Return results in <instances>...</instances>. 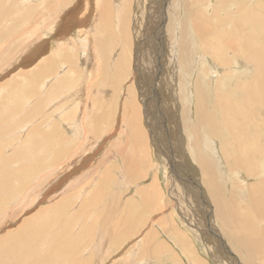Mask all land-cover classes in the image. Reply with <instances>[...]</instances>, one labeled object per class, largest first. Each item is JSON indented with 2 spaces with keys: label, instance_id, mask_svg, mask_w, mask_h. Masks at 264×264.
Listing matches in <instances>:
<instances>
[{
  "label": "rangeland",
  "instance_id": "374dc122",
  "mask_svg": "<svg viewBox=\"0 0 264 264\" xmlns=\"http://www.w3.org/2000/svg\"><path fill=\"white\" fill-rule=\"evenodd\" d=\"M8 1L0 0V3L9 6L11 2ZM40 1L43 0H17L18 6L12 5L11 12L19 19L10 22L18 25L17 30L9 38L0 39V264H240L236 256L225 253L218 238L211 233L216 227L212 219L211 226L205 227V214L212 211L196 195L194 189L201 187L186 179L203 186L199 174L184 163V158L181 159L183 153L175 158L177 161L172 159L171 147L176 136L171 137L167 113L162 108L159 112L155 108L150 110L157 90L151 62L165 56L166 40L172 42L165 37V29L159 28L162 24L166 27L164 25L168 21L164 10L167 0H108L111 1L109 20L105 22L108 29L97 24L96 10L103 0H83V11L79 9L78 14L89 11L91 15H88L89 21L85 26L89 31L87 38L95 43L94 38L99 37L97 45L90 41L86 46L71 21L67 35L62 39L54 37L55 30H59V16L67 9L70 11L77 0H65L64 4L54 0L57 1V12ZM175 1L180 8L178 19H181L185 0H169V3ZM190 1L193 0L186 3ZM197 1H202L205 6L203 11L199 10L204 18H211L212 14L228 15L229 7L225 0ZM118 4L122 6V18L116 16ZM26 8L31 16L23 20L26 25H22L18 21L22 22ZM3 19L0 17V21ZM8 20L6 18L2 22L3 29L9 24ZM27 32H33L32 39L26 36ZM123 34L128 35L129 46L124 48L128 54H124L127 56L126 69L120 67L118 72L114 64L122 58L119 43L123 41ZM5 40L12 44L4 43ZM38 41L47 43L46 51L36 60L32 59L29 66L21 65L20 60L27 56V53L23 56L24 50L26 52L29 48L26 45ZM8 44L13 48H6ZM71 45H74V52ZM83 46L86 48L82 51ZM99 50L101 53L107 51L103 61ZM69 52L73 66H68L64 60ZM259 54H264V40ZM136 57H139L138 63L135 62ZM144 61L150 64L146 65ZM144 64L147 68L145 79H151L153 93L147 83L138 84L140 77L136 75L138 71H144ZM39 66H42L41 71L35 74ZM244 66L237 64L235 69ZM110 74L113 77H108ZM31 85L36 88L31 90L32 93L29 91ZM104 91L108 94L106 98ZM128 92H131L132 100L140 111L141 123L137 116L140 145L131 143L126 137L123 109ZM159 94H162L161 89ZM207 95L214 98L212 86ZM34 103L41 106L40 116L48 113L43 119L45 123L50 125L52 121H60L58 134L61 139L69 137L68 142L60 147L66 152L59 157V170L49 175H43L45 170L41 164L53 169L55 166L52 161L50 164L45 160L40 162V147L34 144L47 145L40 142L44 124L43 128L28 136L33 125L27 124L25 116H34L32 112L29 114ZM147 112L151 116L145 115ZM224 112L220 111L219 117ZM32 120L36 121L35 117L29 121L33 124ZM75 120H79L77 127L73 125ZM237 152L233 150V153ZM124 157L130 160V165L124 164ZM255 157L258 159V155ZM258 160L261 161L260 158ZM35 166L40 172L31 171ZM242 172L243 176L252 178L246 179L248 186L256 180L261 182L258 174ZM21 224L23 232L18 234ZM133 226L135 233L126 230ZM182 242L189 250L183 248ZM230 249L234 251L231 245ZM252 251L255 260L263 258L262 253Z\"/></svg>",
  "mask_w": 264,
  "mask_h": 264
},
{
  "label": "bare ground",
  "instance_id": "6f19581e",
  "mask_svg": "<svg viewBox=\"0 0 264 264\" xmlns=\"http://www.w3.org/2000/svg\"><path fill=\"white\" fill-rule=\"evenodd\" d=\"M58 1H63L62 4H64L65 2V0H58ZM225 1L227 7H229V12L227 16L221 17L219 15L212 14L211 18H207V17L204 18L203 14L199 13V10L203 11L205 7L202 1L193 0L186 3L187 0H185V5L183 8L185 9V12L181 14L182 15L181 19H178V12L180 10V8L177 6L178 2L175 1L173 4H176V6H174L173 4L169 3V0H167L166 1L167 5L164 8V10L166 9V12L165 11L164 12L166 13V16H168V21L167 23L164 21V23H166V25L164 26L166 27H163L162 24L159 26V28L162 27L165 29L164 31L165 37L168 39H172V42L169 43L166 40L165 41L166 45L164 50L165 56H161L159 57L158 60L151 62V66H153L152 67L154 72L153 76L155 78L157 90L154 92V86H152L153 83L151 79L150 81H147L145 79L146 71H147L146 65L150 64V62L146 63L144 61L146 63V65L144 64L143 66V68H145L143 69L144 71L143 72L138 71L136 75L137 78L140 77L139 83L137 82L139 86L140 84L143 85L144 83L145 84L147 83L150 86V88H152L151 89L152 93L154 92L155 94L154 96L155 101H153L152 99L150 110L154 111L155 108L156 111L159 112V109L162 108V110L165 111L164 113L165 114L167 113L168 115L167 121L170 125V130H171L169 131L170 133L172 132L171 137L174 138L176 136V138L174 139V143L172 144L171 142L172 144L171 148L173 154L172 159H174L173 161H177L176 159L179 158L178 155L183 153L181 155L183 157L180 158L181 159L184 158L183 159L184 163L186 162L187 165L190 167V169L196 171L195 174L196 173L199 174V180L204 187L199 185L201 188L199 189L194 187L195 188L194 190H196V195H199V197L200 195H202V198L204 199L203 201L207 203V205L210 207V210L212 211V214L209 213L211 214L210 215L211 218L210 219L208 218V221H210L209 224L211 225V219H212L213 223L216 222V225L219 226L220 229L223 228L221 227L223 223L225 225L230 224V226H234L235 224L241 225L242 223H244L243 220H245V216H246L244 213L245 211L244 206L241 203H239L238 200L233 195L231 196L229 195L231 193L234 194L235 190L238 188V185L244 186L245 184H247V180L250 177L243 176L242 170L245 171V173L247 172L248 175L251 172H252L251 174H258L257 177L260 178L261 180V182L257 180L253 182L254 184L248 186V189L251 193V196L249 194V197H251L253 210L255 211L252 214L253 215L252 218L253 219L255 218L256 221V217L258 218L259 215V218L262 221L264 220V115H262L261 112V111L264 112V54H259V50L262 47V41L264 40V0H225ZM8 2H11L9 6H6V3L5 4L0 3V17L4 18L3 20L0 21V39H6L8 36L10 37L11 34L15 30H17L18 27V25H15L16 23L14 22H13L14 24L10 23L13 20L15 21L16 18L19 19L17 17L18 15H15L14 12L13 13L11 12L12 11L11 6L16 5L17 0H12V1L9 0ZM50 2L54 3L55 5L51 4L50 6ZM40 3L43 4L46 3V6L53 8V10L57 12L56 10L57 1L43 0L40 1ZM110 4L111 1L109 2L108 0H103L98 4L97 7L98 11L96 10V12L99 17L98 19L99 22L97 24L98 26H100V28L108 29L107 24L105 22L109 20ZM26 5L29 4L27 3ZM16 8L18 9V7ZM27 8H29V6ZM27 8H26L27 11H24V13L22 14V22L18 21L20 22V24L22 23V25L25 24L24 21L28 19V16H31ZM81 8L83 11V0H77L75 5H72L70 11H68L69 9H67V11L64 14H61L59 16L58 19L59 30L58 29L55 30V36H54L55 38L56 36L58 38L65 36L66 31L69 30L68 24L71 21L72 25L78 29L79 31L78 33L83 37L82 40L83 39L84 40L82 42L85 44V46L88 42L92 41V39L90 40L87 38L89 34L87 32L89 31L85 29V26L88 23L87 21H89L88 20L89 11L87 13L78 14L79 9ZM9 10L10 12H8ZM117 10H118L117 13L118 15L116 14V16L118 18H122V16L120 17V15L123 13L122 6L118 4ZM79 16H81V18H79ZM163 17L164 15L162 16V18ZM6 18H9L8 21L9 24L11 25L9 24L5 25L6 28L3 29L2 22H5ZM189 20H192V22L190 23ZM172 21H173V25H171ZM120 22H122V19ZM26 27L23 28L26 29ZM23 28L21 29L23 30ZM107 29H105V32ZM122 29H124V27ZM3 30L6 32H4ZM95 30L97 31V29ZM240 30L241 32H239ZM2 31L4 33H2ZM138 32L141 31L138 30ZM160 33H162V31ZM32 35L33 32H27L26 34L28 38H31ZM98 38L99 37L94 38L96 45L99 42ZM145 42H147L146 43L147 46L148 41L146 40ZM4 43H11V42L5 40ZM95 43L93 42V44ZM127 43H129L128 35L123 34V41L119 43L122 50V58L118 60L115 68V70L118 72L120 67L123 68L124 66V68L126 69L125 63L127 60L126 59L127 56L124 54L125 52L128 54V52L127 50H124V48L126 45H128ZM29 44L32 47L29 46ZM29 44H27L28 46L26 45V48L29 47L28 51L25 52L24 50L23 53V56L27 55L26 56L27 61L24 62L26 57L20 60V64L23 66L24 65L29 66L31 64L32 59L35 58L36 60L47 49L46 47L47 43L44 44V42L38 41L36 43L31 42ZM85 46H83L82 51L84 48H86ZM6 48L12 49L13 47H9L8 44L6 45ZM70 48L72 49V52H74L75 50L74 45H71ZM152 50L153 49H151V51ZM62 51L63 50H61V53ZM99 52L101 53V50H99ZM136 52L138 51L136 50ZM104 54H107V51L105 53L100 54V58L102 61L104 60L105 57ZM153 54H155L154 50H153ZM139 57L135 58V62L137 61L138 63ZM64 60H66L68 66L74 65L71 62L72 59L70 52L69 54L67 53L65 54ZM237 61H239V63L237 64H241L242 66L245 64V66L242 67L241 69H235V67H237L236 64ZM41 67L42 66L36 67V71L34 73L35 74L39 73L41 71ZM113 76H115V73ZM113 76H111L110 74L108 77H113ZM116 77L117 76H115L114 78ZM136 77L134 79H136L137 81ZM211 86L215 94L214 98L207 95V91ZM34 87H35L34 85H31V89L29 91H31L32 89H36ZM160 89L162 91L161 95L159 94ZM145 90L147 91V89ZM30 93H32V91ZM128 93H129L128 94L129 97L126 98L123 109L124 118L126 122V124L124 123V125L126 126L125 131H127L126 137L131 143L133 142L136 145H140L141 139L137 127V116H138V122L141 123L140 111L137 105L132 100L133 97L131 92ZM104 94H105L104 98L108 97L107 92L104 91ZM40 107L41 106L39 104L35 105V103L34 106L30 107L31 110L29 111V114L31 112L34 113L33 117H35L36 119V121L32 120L34 122L33 124L29 122L33 117L25 116V119L28 125L30 124H31L30 126L33 125L32 127H30L32 131L28 133V136H32V133L34 131L43 128V124H44L45 129H43L44 130L43 137L40 140V142H43L47 145H40L37 143L34 144L36 145L35 147H40V151H39L40 162L45 160L46 163L50 164V162L52 161V163L54 164L53 166H55L54 167L55 169H53L50 168L51 166H46L45 163L44 164L40 163L42 165L41 167L44 168L43 170H45L44 171L45 173L43 175H49L54 173L55 170L56 171L59 170L61 165L60 163L61 158L59 157L60 155L66 152L62 150L60 147L62 146V143H65V141H67L69 137L66 136V139L65 138L61 139L60 134H58V129H59L58 125L60 122L58 121V119H57L58 123L55 121H52L50 125L48 124L49 122L45 123V120L43 119L47 118L46 116L48 115V113H42V116H40L39 113L42 112L41 109L39 110ZM223 110H225L224 114L221 117H219V112ZM81 111L83 112V114L85 113L83 109ZM145 115L151 116L150 112L145 113ZM97 116L96 118L99 119ZM152 116L155 117L154 114H152ZM81 118L82 121L83 117ZM78 121L79 120L77 121L75 120L73 122V125L77 127ZM169 125L167 124V126ZM152 127L155 128V125H153ZM84 135L87 136L86 132H84ZM154 136H156L155 138L159 139L156 133ZM26 138L29 139L27 137V134H26ZM71 146L73 147V144ZM233 150L238 152L233 153ZM256 155H258V159L260 158L261 161H259L255 157ZM67 158L69 159V156ZM122 160L124 164L126 163L125 165H127V163H129L130 165V160L128 158L124 157ZM136 164L137 162H135V165ZM48 168L50 170H46ZM256 168H258L259 171L254 172ZM132 169L134 170V168ZM31 171L38 173L39 168L37 169V167L35 166L34 168L31 169ZM75 171L77 172V170ZM172 172L173 174H176L173 170ZM177 176L178 175H175V177ZM186 179L189 181H193V183L198 187V184L194 180L188 179L187 177ZM251 179L252 178H250V180ZM217 197H220V199H218L219 201L217 200ZM22 224L19 227V230L17 232L18 234H21L23 232L21 228ZM254 224L251 225L249 223H246V225L249 226L250 228L248 229L249 233L244 243L247 245V247L249 246L253 250L260 252L263 255L262 259L255 260L252 253L251 255L253 256L252 257L253 259L251 260V264H264V234H262L263 237L262 238L258 233L256 223ZM205 226H206V222H205ZM259 226L262 227V224ZM126 230L129 231V229ZM262 230H264V227ZM232 235L233 234H231V236ZM221 236H223V234ZM232 237L235 238L234 240L236 242L239 239L238 238L236 240V237H234V235ZM221 239L223 238L221 237ZM238 253H240V251ZM245 263L246 260L244 264Z\"/></svg>",
  "mask_w": 264,
  "mask_h": 264
},
{
  "label": "crops",
  "instance_id": "0c3cea01",
  "mask_svg": "<svg viewBox=\"0 0 264 264\" xmlns=\"http://www.w3.org/2000/svg\"><path fill=\"white\" fill-rule=\"evenodd\" d=\"M116 65H117V62H116ZM116 65L114 64V67L116 68ZM246 183V182H245ZM198 186H199V184H198ZM246 188V189H245ZM229 189V188H228ZM231 193V192H230ZM249 194H250V196H251V193H250V191H249V189H248V184H245L244 186L243 185H238V188L235 190V192H234V194H229L230 196L231 195H233L237 200H238V202L239 203H241L243 206H244V208H245V211H244V213H245V220H243L244 221V223H242L241 225H239V224H235L234 226H230V224H228V225H225L224 223L222 224V226L221 227H223V228H219V226H217L216 225V222H214V226L216 225V227H218V228H216V227H214V229H215V231L213 230H211L213 233H215L217 236H221L222 234H223V236H221L223 239V243H220V246H221V248H223L224 249V251H225V253L227 252L228 253V250H226V248L227 249H229L236 257H237V259L239 260V262H240V264H241V260L238 258V256L236 255V254H238L239 256H240V258L242 259V260H244V262H245V260H246V263L245 264H251V260L253 259L252 257V253H253V249L252 248H250L249 246L247 247V245L244 243L245 241H246V237H247V235H248V233H249V231H248V229L250 228L249 226H247L246 225V223H249V224H254V223H256V225H257V229H258V233H259V235L262 237V234H261V230L263 229V225H264V220L262 221L260 218H259V215H258V218L256 217V221H257V219H258V221L256 222L255 221V218L253 219L252 217H253V213L255 212L254 210H253V206H252V200H251V197H249ZM140 197L142 198V195H140ZM242 198V199H241ZM218 199H220V197H217V200ZM250 199V200H249ZM219 201V200H218ZM224 201V200H223ZM245 203V204H244ZM251 203V204H250ZM212 214V213H211ZM206 215L207 214H205V220H208L207 218H206ZM248 215V216H247ZM209 217V219H210V214L208 215ZM210 222V221H209ZM135 224H137V223H135ZM262 224V227L261 226H259V225H261ZM255 225V224H254ZM211 226V225H210ZM206 227V226H205ZM243 227V228H242ZM238 228V229H237ZM259 228H260V230H259ZM245 229V230H244ZM129 230L130 231H132V233H135V232H133V230H135V226H133V227H129ZM205 230V229H204ZM245 231V232H244ZM206 232H207V230H206ZM220 234V235H219ZM225 234V235H224ZM231 234H233L234 235V237H236V240H237V242L234 240L235 238H233L232 236H231ZM245 235V236H244ZM239 236V237H238ZM242 236H244V237H242ZM231 237V238H230ZM227 238V239H226ZM230 238V239H229ZM263 238V237H262ZM226 239V240H225ZM240 239H242V240H240ZM235 241V242H234ZM228 242V243H227ZM240 242V243H239ZM226 243V244H225ZM243 243V244H242ZM247 243V242H246ZM234 248V251H232L231 249H230V245ZM248 244V243H247ZM182 245H183V248L184 249H186V250H189V248H187V246H185L184 245V243L182 242ZM244 246H246V247H244ZM243 247V248H242ZM241 249V250H240ZM240 251V253H238ZM256 251V250H255ZM226 253V254H227ZM229 254V253H228ZM252 254V255H251ZM242 255V256H241ZM246 256V257H245ZM251 258H250V257ZM250 258V259H249ZM248 260V261H247ZM250 260V261H249Z\"/></svg>",
  "mask_w": 264,
  "mask_h": 264
},
{
  "label": "water",
  "instance_id": "95a60500",
  "mask_svg": "<svg viewBox=\"0 0 264 264\" xmlns=\"http://www.w3.org/2000/svg\"><path fill=\"white\" fill-rule=\"evenodd\" d=\"M166 7V4H164V8ZM200 197L202 198V195H200ZM202 201L204 200L203 198L201 199ZM204 202V201H203ZM206 203V202H205ZM208 215H206V218L208 219ZM206 226H207V228H208V226H209V221L208 220H206ZM211 233H212V231H211ZM213 234V233H212ZM214 235L218 238V240L221 242V243H223V240L221 239V236H217L215 233H214ZM226 250H228V253L231 255V256H233V257H235V255L229 250V249H227L226 248ZM238 260V259H237Z\"/></svg>",
  "mask_w": 264,
  "mask_h": 264
}]
</instances>
